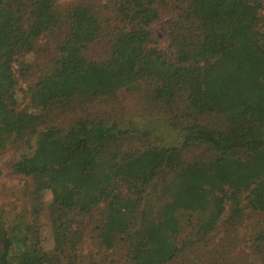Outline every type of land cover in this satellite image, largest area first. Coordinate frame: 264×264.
<instances>
[{
  "label": "trees",
  "instance_id": "obj_1",
  "mask_svg": "<svg viewBox=\"0 0 264 264\" xmlns=\"http://www.w3.org/2000/svg\"><path fill=\"white\" fill-rule=\"evenodd\" d=\"M57 1L0 0V151L33 148L37 138L13 166L33 180V200L13 221L0 215V264H81V234L73 226L95 210L100 245L108 251L124 241L129 264H169L177 257L180 211L209 212L199 226L203 238L228 205L235 222L244 209L264 211V0H178L171 59L153 46L150 29L161 0H111L114 18L106 24L87 6L61 14ZM62 27L59 56L32 89L37 112L17 110V58ZM103 43L106 57L90 58L89 49ZM140 82L150 84L159 106L180 107L196 121L179 146L127 154L122 140L133 129L86 119L39 129L51 111ZM210 115L226 119L224 130L197 124ZM193 146L206 151L188 160ZM150 188L161 192V205L139 213ZM46 191L52 195V251L39 222Z\"/></svg>",
  "mask_w": 264,
  "mask_h": 264
},
{
  "label": "rangeland",
  "instance_id": "obj_2",
  "mask_svg": "<svg viewBox=\"0 0 264 264\" xmlns=\"http://www.w3.org/2000/svg\"><path fill=\"white\" fill-rule=\"evenodd\" d=\"M178 4V0H161L158 3L159 18L150 28L153 46L169 59L174 57L170 34L177 17ZM79 5L94 8L105 24L114 18L111 0H58L55 8L64 14L69 8ZM64 37L63 27L44 34L33 52L17 58L13 68L17 81V110L37 112L32 101V89L51 70L53 59L59 56V45ZM88 54L94 60H101L106 57V45L95 44ZM182 113L180 107L171 111L159 106L152 99L150 84L140 82L131 89L119 90L111 97L75 101L51 111L39 129L52 125L69 128L82 119L118 124L124 129L134 130L122 140L123 151L131 154L150 146H179L182 137L187 134L185 128L196 122L193 118L186 119ZM197 124L213 130H224L226 119L221 115L202 116L197 119ZM36 139L32 142L33 148L21 144L0 151V215L5 214L8 222L25 212V209H31L34 182L31 178L16 174L13 166L25 152L34 150ZM205 151L203 147L193 146L185 152V157L188 160L194 159L203 156ZM148 191L151 194L141 204L139 213L147 207L146 211H156L161 205L163 197L159 189L150 188ZM42 200L44 205L39 222L44 246L47 251H52L55 242L49 208L51 192L46 191ZM243 205L247 206L245 202ZM231 210L228 205L214 232L206 238L199 235V226L208 220L209 212L180 211L177 216L181 226V234L177 238L180 252L169 264H264V211L244 209L242 216L235 222L230 220ZM95 211L92 216L83 214L76 217L73 226L81 234V245L77 249L81 257L79 261L81 264L98 261L104 264H129V251L124 241L114 250L106 251L100 245L97 232L100 217Z\"/></svg>",
  "mask_w": 264,
  "mask_h": 264
}]
</instances>
